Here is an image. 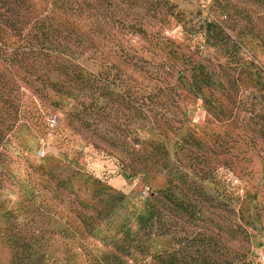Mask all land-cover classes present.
Listing matches in <instances>:
<instances>
[{
    "label": "rangeland",
    "instance_id": "rangeland-1",
    "mask_svg": "<svg viewBox=\"0 0 264 264\" xmlns=\"http://www.w3.org/2000/svg\"><path fill=\"white\" fill-rule=\"evenodd\" d=\"M157 5L134 8L149 40L124 30L154 54L67 52L91 89L0 62V264H264V0Z\"/></svg>",
    "mask_w": 264,
    "mask_h": 264
},
{
    "label": "trees",
    "instance_id": "trees-1",
    "mask_svg": "<svg viewBox=\"0 0 264 264\" xmlns=\"http://www.w3.org/2000/svg\"><path fill=\"white\" fill-rule=\"evenodd\" d=\"M124 2L129 8L127 12L124 11L127 9ZM157 3L160 0H0V62L7 64L10 71H23L21 75L25 73L26 78L31 76L35 78L33 81H47L52 87L91 89L95 80H84L81 68L70 64L65 57L67 52L76 49L91 59L118 57L123 60L136 59L138 51L154 54L150 49L154 47L151 42L146 41L147 47L141 45L139 50L124 45V30L140 31L147 36L142 23H138V19L144 17L135 13L134 8L146 6V13L151 11L149 16L155 19L161 15V7ZM129 16L132 17L129 19ZM153 33L157 34L153 31L150 34ZM10 38L13 39L10 41L12 49L6 47ZM168 53L160 67L166 71H179L176 57H172L170 51ZM183 64L191 65L196 87L206 83L209 70L204 63H196L188 56ZM111 67V64L106 65L107 69ZM13 84L11 76L0 72L1 88L10 91ZM126 147L130 148L129 141L124 139ZM234 232L243 246L248 234L238 225ZM234 257L241 264H251L245 261L246 251H236ZM225 258L224 264H230L227 250Z\"/></svg>",
    "mask_w": 264,
    "mask_h": 264
}]
</instances>
